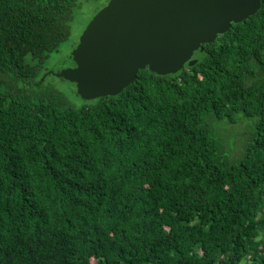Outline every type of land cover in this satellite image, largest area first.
Wrapping results in <instances>:
<instances>
[{
  "label": "trees",
  "instance_id": "obj_1",
  "mask_svg": "<svg viewBox=\"0 0 264 264\" xmlns=\"http://www.w3.org/2000/svg\"><path fill=\"white\" fill-rule=\"evenodd\" d=\"M77 5L0 0V264H264V0L194 66L79 108L39 79ZM240 116L226 151L211 122Z\"/></svg>",
  "mask_w": 264,
  "mask_h": 264
},
{
  "label": "water",
  "instance_id": "obj_2",
  "mask_svg": "<svg viewBox=\"0 0 264 264\" xmlns=\"http://www.w3.org/2000/svg\"><path fill=\"white\" fill-rule=\"evenodd\" d=\"M261 5L262 0H110L73 50L75 66L55 75L75 84L84 101L117 96L146 68L168 76L194 66L202 45L254 16Z\"/></svg>",
  "mask_w": 264,
  "mask_h": 264
},
{
  "label": "rangeland",
  "instance_id": "obj_3",
  "mask_svg": "<svg viewBox=\"0 0 264 264\" xmlns=\"http://www.w3.org/2000/svg\"><path fill=\"white\" fill-rule=\"evenodd\" d=\"M110 0H78V5L74 12L72 21V35L64 43L58 53L52 56L42 65L39 79L43 83L44 89L52 88L60 92L67 101L77 108L87 104L77 93L75 84L70 83L55 74L64 69L75 66L72 59V52L79 44V40L84 30L94 18V16L103 9ZM237 124L228 123L225 120H212V130L215 136L219 138L226 150H238L248 142L255 127V120L239 117ZM239 151V150H238Z\"/></svg>",
  "mask_w": 264,
  "mask_h": 264
}]
</instances>
